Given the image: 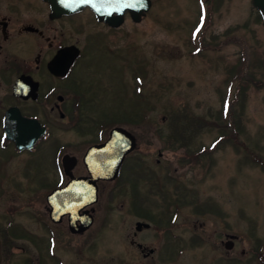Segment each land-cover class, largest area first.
<instances>
[{
    "label": "rangeland",
    "instance_id": "obj_1",
    "mask_svg": "<svg viewBox=\"0 0 264 264\" xmlns=\"http://www.w3.org/2000/svg\"><path fill=\"white\" fill-rule=\"evenodd\" d=\"M85 20V42L92 51L82 65L92 106L85 113L90 119H85L90 127L97 120L107 122L106 130L113 125L129 129L138 147L125 167L144 169L125 170L117 191L110 190L113 181L100 184L97 225L100 221L104 228L96 245L79 254L75 247L82 244L80 238H68L73 245H66L59 227L56 255L66 264H118L115 257L126 254L125 234L137 218L129 211L135 183V198L150 213L181 203L176 229L184 249L179 264L222 259L257 264L254 250L264 239V26L250 0H152L140 21L127 17L118 28ZM134 74L145 75L140 93ZM226 103L231 104L227 117ZM227 118L234 125L223 127ZM53 132L52 150L64 144L62 152L77 155L93 136L78 129ZM36 158L41 164L36 169L26 166L25 159L23 164L5 163L0 171V187L6 190L0 198V228L7 221L2 218L7 207L15 204L18 210L10 219L31 232L37 229L27 203L34 201L33 209L40 213L45 191L42 196L32 189L38 179L33 173L51 170L53 164L49 151ZM77 171L82 172L80 160ZM224 230L234 239L229 251L219 243ZM194 234L201 238L191 242ZM3 239L1 264H33L37 253L32 240L6 233Z\"/></svg>",
    "mask_w": 264,
    "mask_h": 264
},
{
    "label": "flooded vegetation",
    "instance_id": "obj_2",
    "mask_svg": "<svg viewBox=\"0 0 264 264\" xmlns=\"http://www.w3.org/2000/svg\"><path fill=\"white\" fill-rule=\"evenodd\" d=\"M85 17L98 22L92 9L80 3L72 8L69 7L66 11H60L56 10L55 4L50 0H0V171L5 163L12 165L13 162L22 161L23 164L25 159H27L26 166H35L36 169L38 165L41 166L36 155L43 151H49L50 161L54 166L51 170L40 171L41 174L33 173V175L37 174L38 179L32 189L37 192L45 191L44 196L42 192L43 210L40 213L33 209L35 202L31 200L35 193H32L33 197H27H30L31 201L27 206L31 207L29 217L36 223L35 231L31 232L11 220L12 213L18 210L15 204L9 205L2 216L7 221L5 228H0V239L2 240L6 233L11 237H25L32 240L37 253L36 258H32L33 264L39 262L46 264V261L48 264H66L56 255L60 249L57 247L60 238L57 228H62L64 232L62 237L66 245H73L72 242H68V238L71 240L80 238L82 244L78 243L75 247L79 254L83 253L85 248L88 249V245L90 247L96 245L97 234L104 228L100 221L97 225L96 206L100 184L108 182L107 180L96 181L98 196L96 201L79 207L72 213L73 215L68 210L60 215V212H51L52 207L48 201V196L54 189L64 186L70 180V176L63 170L62 156L68 154L75 157V163L71 168L73 177L87 176L88 171L83 162L85 153L90 146L105 141L109 137L110 130L116 126L113 125L106 130L107 122L97 123L96 120L93 127H90L91 125L86 121L90 117L89 115L85 117V113L91 112L92 106H90L91 97L86 95L88 89L86 92L84 90L83 82L86 79L82 78V73L85 72L82 71V65H85L86 55L90 52L84 37ZM127 17L130 15L126 12L124 20ZM99 23L107 25L103 22ZM141 67L145 73L143 66ZM144 76L133 75L135 88L140 86ZM56 128L78 129L81 130V135L93 136L89 139L84 137L86 142L80 155L69 151L62 152L65 148L64 144H57L52 150L53 131ZM135 139L137 148V138ZM30 142V147H19L21 143ZM130 154L129 152L125 155L117 178L112 180L111 191L116 189V183L124 176L125 170L128 169L130 173L133 171L141 173L144 169L141 167L138 169V164L125 167ZM79 160L82 172H76ZM53 168L55 181H53ZM25 177L28 178V174H25ZM132 186L134 199L129 203V211L131 214H136L137 218L132 221L130 230L125 234L128 250L126 254L122 253L115 257L116 263L179 264L184 249L181 246L183 239L181 231L176 229L181 203L173 201L167 203L164 208L160 207L159 210L150 213L145 207L144 209L140 207L143 203L135 198V183ZM4 189L2 185L0 198L5 195ZM66 207L68 208L67 203ZM138 208L141 209V213L137 211ZM113 227L116 228L117 224L114 223ZM91 229L93 232L89 233ZM148 234L153 235L152 242L148 240ZM85 237L88 238L81 239ZM189 238L194 242L201 237L194 234ZM229 239L230 233L222 231L219 243L226 251H229L225 247ZM86 240H88L87 246L83 244ZM232 240L234 244V239ZM40 254L44 256L43 260ZM254 254L257 264H264V239L257 244ZM1 262L2 258L0 264ZM220 262L216 264H228L227 260L222 259Z\"/></svg>",
    "mask_w": 264,
    "mask_h": 264
},
{
    "label": "water",
    "instance_id": "obj_3",
    "mask_svg": "<svg viewBox=\"0 0 264 264\" xmlns=\"http://www.w3.org/2000/svg\"><path fill=\"white\" fill-rule=\"evenodd\" d=\"M55 4L56 10L66 11L76 4L88 5L95 13L97 20L107 23L111 27H118L123 22L125 12L130 14L133 21L138 22L149 10L151 0H50ZM252 5L258 9L264 26V0H251ZM127 5H132L131 7ZM30 143H21L19 147H30ZM136 146L132 133L123 126H114L109 137L102 143L92 145L83 157L88 171L87 176L73 177L71 168L75 157L64 154L61 164L70 180L64 186L54 189L48 196L52 207L51 212L63 214L68 210L71 215L79 207L92 204L97 198L96 181L113 180L118 175L119 167L125 155ZM66 203L68 208L66 207ZM66 207V208H65ZM226 242L225 247L230 249L233 240Z\"/></svg>",
    "mask_w": 264,
    "mask_h": 264
},
{
    "label": "trees",
    "instance_id": "obj_4",
    "mask_svg": "<svg viewBox=\"0 0 264 264\" xmlns=\"http://www.w3.org/2000/svg\"><path fill=\"white\" fill-rule=\"evenodd\" d=\"M259 19H260V16H259ZM245 60V58H243V61ZM239 70H241L240 68L237 70L238 72H239ZM240 86V85H239ZM238 86V91L240 90V87ZM230 103H228L227 104V109H226V117H227V114L229 113V109H230ZM107 119V118H106ZM111 120H120V119H115V118H111ZM110 121V120H109ZM191 121H192V123L194 122V120L193 119H191ZM187 122H188V120H187ZM197 122V121H196ZM227 123L226 124H221L223 127H225V126H227V127H231L232 126V124L234 125V123H232V122H230V120H228V118H227V121H226ZM179 123L183 126V125H188L187 123H185V121L183 122V121H179ZM239 128V127H238ZM233 129H237V127L236 126H234L233 127ZM180 130H183V128H180ZM237 131V130H236ZM174 135H176V133H174ZM221 136V135H220ZM219 136V137H220ZM222 137V136H221ZM253 157V159L254 160H257V158L255 157V156H252ZM262 164H263V162H262Z\"/></svg>",
    "mask_w": 264,
    "mask_h": 264
},
{
    "label": "snow or ice",
    "instance_id": "obj_5",
    "mask_svg": "<svg viewBox=\"0 0 264 264\" xmlns=\"http://www.w3.org/2000/svg\"><path fill=\"white\" fill-rule=\"evenodd\" d=\"M127 6L131 7L132 5H127Z\"/></svg>",
    "mask_w": 264,
    "mask_h": 264
}]
</instances>
